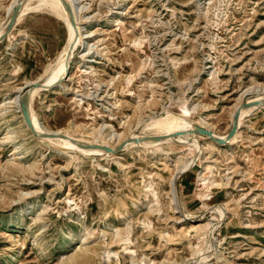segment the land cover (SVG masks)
<instances>
[{"label": "rangeland", "instance_id": "374dc122", "mask_svg": "<svg viewBox=\"0 0 264 264\" xmlns=\"http://www.w3.org/2000/svg\"><path fill=\"white\" fill-rule=\"evenodd\" d=\"M74 1L88 35L70 77L33 98L46 129L114 146L111 134L152 135L149 117L187 110L192 126L204 118L224 134L234 103L264 97V0ZM11 2L0 0V26ZM28 2L0 38V264H264V107L231 143L199 142L200 154L48 143L12 99L50 77L68 32Z\"/></svg>", "mask_w": 264, "mask_h": 264}, {"label": "bare ground", "instance_id": "6f19581e", "mask_svg": "<svg viewBox=\"0 0 264 264\" xmlns=\"http://www.w3.org/2000/svg\"><path fill=\"white\" fill-rule=\"evenodd\" d=\"M28 1H30V0H22L21 6H20L19 11L17 13V17L15 19V22L18 20L19 17H21L22 13H24L26 10H28L30 8ZM15 2H16V0H12V2L6 8L7 9V16H9L10 10H11L12 6L15 4ZM66 2L70 6V10H71L73 20H74V24H75L74 27L70 24V22L68 20L67 12L65 11L60 0H34L35 5H34V7H32L35 9L36 8L39 9V8L44 7V8H47L48 10L58 14L61 18H63L64 23L67 27V32H68L67 40H66V42L62 48V51H61L59 57L57 58L58 59L57 65L50 72L51 73L50 77L43 83L45 85H50L54 81H57L60 77L65 76V74H64L65 62L67 63L68 71H70V67L73 64L72 50H73V48H75V46L78 42H83V38H85L88 35L87 33H85L83 31V27L80 24L79 17L77 15L78 11L79 12L82 11L81 8L76 4V2L74 0H66ZM82 20H84V19H82ZM5 22H4V25H5ZM4 25L0 26V34H1V32H3ZM84 54H86V51L81 53L80 56H83ZM67 73L68 74H66V76H67V78H69L70 73L69 72H67ZM262 88H264V86ZM40 89H42V90L47 89V87H45V88L31 87V89L29 91L28 109H29V116L31 119V123H32L33 127H35V129H37L38 131L58 132V130L57 131L48 130L44 126H42L40 124L38 118L36 117V115L32 111L31 103L33 101V98L37 94L38 90H40ZM18 98H19V94L15 95L12 99V102L15 103L16 107L19 109ZM261 98H264V97H258L255 99H261ZM255 99H250V100H255ZM250 100H247V101H250ZM239 104H240L239 102L234 103L228 111V117L227 118L230 121V124H231L233 113L238 108ZM257 107H264V104L263 105H255V106L251 105V106L239 108V114H238L237 123H236L237 127H236L233 135L229 139H227L224 143H218L205 134H199L196 132H188V129L192 128L193 126L191 125V123L186 118L187 110L183 111L181 114H178V115H175L168 110H163L162 112H160L156 116L149 117L147 119V121L144 122L145 123L144 126L149 127V128H154V130L156 131L155 134H161L162 135L159 138H154V139L153 138H141L138 141H133V140H129L128 138L130 136H139V135H130L126 138H122L121 137L122 135L120 133H115L113 135L111 134L110 137L114 138V140H113V142H115L113 144L114 146L116 144H118L119 142L124 141L122 149H126L128 147L145 148L147 146H150L152 148H156V147H161L163 145L170 146L173 144L180 145V147H184L185 149L186 148L188 149L190 144H192V145H196L195 147H197V151L200 154L202 152V149H204L203 145L200 146L198 144L201 141L202 142L207 141V143L212 145V146H217V145L225 146L227 143H231L232 141H234L236 136L238 135L239 128L241 126V123L243 121L244 116L249 114V112L252 109L257 108ZM199 126L205 127V128L210 130V128L207 125V122L204 118L199 119ZM181 130H185V131L178 133V134H174V135L171 134L172 132L181 131ZM91 132H89V134H91ZM212 133L216 136H219V137L224 136V134H218L217 132L216 133L212 132ZM64 134H66V133L64 132ZM66 135L69 136L70 138H72V140H70L69 138H66V137H47V139H46V137H40V138H42L45 141H48V143H51V142L55 143L56 142L59 144V146L61 148L65 147L66 149H73L76 151L84 152L85 154L86 153L91 154L93 152L99 153L102 151V152H104L105 155H112L113 157H117V155H118V154H115L114 152H106L99 147L82 146V145L77 143L78 141H81V142L90 143V144L108 145V144H106L108 141H105L103 138L98 139L97 135L94 133H92L93 138L91 140H88L86 138L70 136L68 134H66ZM44 145H46V144H44ZM66 151L64 150V152H66ZM177 171H179V170H176V172L170 176L168 181L170 183V188L172 191L173 200L176 202L174 208L179 209L178 201L176 199V196H174V188H175L174 184H175V178L177 176ZM221 208H222V206H221ZM222 209L217 208V211L220 212L219 213L220 215L223 214ZM214 210H215V208H214ZM69 233H70V231L67 233L68 237H69ZM86 256L87 255L84 252V250L79 249V251L75 252L74 259H79V258L85 259Z\"/></svg>", "mask_w": 264, "mask_h": 264}, {"label": "water", "instance_id": "95a60500", "mask_svg": "<svg viewBox=\"0 0 264 264\" xmlns=\"http://www.w3.org/2000/svg\"><path fill=\"white\" fill-rule=\"evenodd\" d=\"M21 2H22V0H16L15 4L12 6L10 13H9V16L5 22L3 32H1V34H0V38H2L6 33H8L9 30L11 29V27L13 26L15 19L17 17V13L19 11V8L21 6ZM60 2L62 3L65 11L67 12V16H68V20H69L70 24L74 27L75 24H74V20H73V16H72L69 4L66 2V0H60ZM67 72H68V66H67V63L65 62L64 74L66 75ZM61 78H63V76L60 77L59 79H61ZM57 81H54L50 85H45L40 81H34L31 84H29L21 92V94L19 95V98H18V104H19L21 118L23 119V122L27 125V127L29 128V130L31 131V133L33 135H36L39 137H66V138H69L70 140H72V138H70L69 136H67L66 134L61 133V132L38 131L37 129H35V127H33L32 123H31L30 116H29L28 97H29V91H30L31 87H42V88L47 87L48 88V87L54 85ZM263 104H264V98L241 102L239 104L238 108L234 111L233 116H232V120H231V124H230L229 128L227 129V131L224 133L223 137L216 136L209 129L202 127V126H199V125H193L192 128L188 129V132H196L199 134H205L218 143H224L227 139H229L233 135V133L237 127L236 123H237V118H238V114H239V108L240 107H247V106H251V105H254V106L255 105H263ZM184 131L185 130L175 131V132H172L171 134L174 135V134H178V133H181ZM160 136H162V135L161 134H152V135H147V136H130L128 139L133 140V141H138L141 138H153L154 139V138H159ZM43 143L45 144L46 142H43ZM77 143L82 145V146L99 147L106 152H118L122 148L124 141L119 142L115 146H109V145H104V144H90V143H84L81 141H78Z\"/></svg>", "mask_w": 264, "mask_h": 264}]
</instances>
